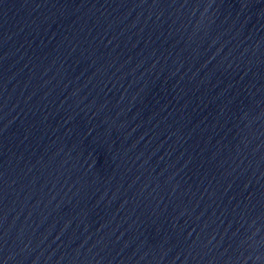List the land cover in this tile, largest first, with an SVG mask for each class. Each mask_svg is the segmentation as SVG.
Here are the masks:
<instances>
[{"label": "water", "instance_id": "obj_1", "mask_svg": "<svg viewBox=\"0 0 264 264\" xmlns=\"http://www.w3.org/2000/svg\"><path fill=\"white\" fill-rule=\"evenodd\" d=\"M0 264H264V0H0Z\"/></svg>", "mask_w": 264, "mask_h": 264}]
</instances>
